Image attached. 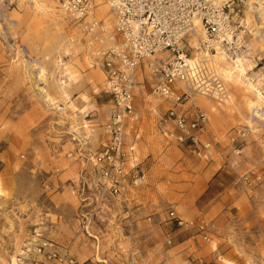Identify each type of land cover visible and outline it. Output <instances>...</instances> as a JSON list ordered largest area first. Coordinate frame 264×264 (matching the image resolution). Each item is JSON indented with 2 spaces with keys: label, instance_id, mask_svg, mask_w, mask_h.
Returning <instances> with one entry per match:
<instances>
[{
  "label": "rangeland",
  "instance_id": "rangeland-1",
  "mask_svg": "<svg viewBox=\"0 0 264 264\" xmlns=\"http://www.w3.org/2000/svg\"><path fill=\"white\" fill-rule=\"evenodd\" d=\"M99 3L96 14L110 27L109 6ZM263 16L261 7L245 9L239 63L213 57L224 98L192 93L189 104L208 117L201 138L211 145L200 155L160 133L159 116L171 104L152 93L156 57L141 61L133 93L144 183L127 199H98L76 188L104 139L108 96L95 58L111 38L89 45L55 0H0V264H264ZM160 138L172 147L158 156L151 147ZM152 154L158 160L148 173ZM218 165L220 185L198 197V216L180 214ZM145 186L149 205L138 199ZM216 192L220 201L235 200L220 226L202 217ZM241 195L253 208L238 218ZM172 210L182 225L169 218Z\"/></svg>",
  "mask_w": 264,
  "mask_h": 264
},
{
  "label": "built area",
  "instance_id": "built-area-1",
  "mask_svg": "<svg viewBox=\"0 0 264 264\" xmlns=\"http://www.w3.org/2000/svg\"><path fill=\"white\" fill-rule=\"evenodd\" d=\"M55 1L57 11L88 38L89 45L95 40L102 42L106 35L112 41L105 49L97 50L95 58L104 74V92L108 96L104 139L100 149L87 159L77 193L87 190L98 199H127L144 183L136 152L140 116L133 93L135 71L144 58L157 59L151 65L155 77L153 95L171 104L159 116L160 133L198 155L209 149L210 140L201 138L207 131L208 117L189 104L192 93L211 95L218 102L224 98L225 88L213 56L223 52L232 60L247 51L242 34L244 11L264 8V0ZM99 1L109 6L110 27L96 14ZM194 19L199 20L202 35L196 34ZM191 34L196 36L193 44L187 42ZM169 218L177 226L183 224L173 210ZM197 227L206 238L205 225ZM166 242L170 244L171 239Z\"/></svg>",
  "mask_w": 264,
  "mask_h": 264
},
{
  "label": "crops",
  "instance_id": "crops-1",
  "mask_svg": "<svg viewBox=\"0 0 264 264\" xmlns=\"http://www.w3.org/2000/svg\"><path fill=\"white\" fill-rule=\"evenodd\" d=\"M172 146H168L167 143L165 141H163V139H159L158 141V144L156 146H152L151 147V152H156L157 155L159 156V154H165L168 152V149L171 148ZM152 154V155H153ZM216 159L218 160V158L220 159L221 156L219 155H216ZM156 159L158 160V157L156 156H151L149 159L146 160V163H148V173H151V169L152 167L155 166V163H156ZM219 161V160H218ZM213 166L216 165V161L212 164ZM212 168V167H210ZM208 168L205 172V175H204V180H206V185L205 186H202V187H197V194H195L196 192H194V198L192 200H189V211L186 212L184 210L180 211V214L186 216V217H194L196 218V216H198V209H197V206H196V201L198 199V197H202L205 195V192H206V189L208 187H213L214 185H220L218 179H217V176H219V173H218V170L220 168V165L217 166V169H214L212 171V169ZM154 181L151 179V182ZM149 187H144L142 188V190L140 191V195L138 197V199L140 200V202H144L146 204V202L148 201L147 199V195L145 194V192H147V189ZM218 192V191H217ZM216 192V193H217ZM221 192L217 193V194H211V196L208 197V200L206 201L205 204H203V212H202V217L204 218H207L209 219L211 225L213 226H220L223 222V217H222V214H221V211L223 210H229V208L231 207V204L233 201L235 200H229L227 202H223V201H220V197H221ZM239 200H241V204H240V210H238L236 212V217H240V214H245L247 215L249 209L250 211L252 212V200L250 201L249 200V197L247 195H241ZM147 205L148 202H147ZM227 212H225L227 214ZM178 214V213H177ZM176 214V215H177ZM177 216L180 217V215L178 214ZM201 216V214H200ZM226 217V216H225ZM181 218V217H180ZM212 219V220H211ZM228 218H226L227 220ZM220 224V225H219ZM166 225L168 227H173L175 224L172 222V221H168L166 223ZM223 226V224H222ZM191 231V230H189ZM262 244H264V240H262ZM228 256V255H227ZM229 257V256H228Z\"/></svg>",
  "mask_w": 264,
  "mask_h": 264
},
{
  "label": "bare ground",
  "instance_id": "bare-ground-1",
  "mask_svg": "<svg viewBox=\"0 0 264 264\" xmlns=\"http://www.w3.org/2000/svg\"><path fill=\"white\" fill-rule=\"evenodd\" d=\"M257 8H259V6H258ZM261 9L264 10V8H261ZM251 11H252V10H251ZM263 17H264V16H263ZM247 24H248L247 20L244 19V23H243V25H247ZM194 25H195V27L197 28L196 34H198V35H202V30H201V28H200V22H199L198 19H194ZM198 32H199V33H198ZM215 55H216V56L219 55V59H221V60H223V59L228 60L227 57L225 56V54H224L223 52H217V54H215ZM215 55H214V56H215ZM246 55H247V53H246ZM214 56H213V57H214ZM216 56H215V57H216ZM244 56H245V55H244ZM244 56H243V55H242V56H237L235 59H232L231 61L234 62V63H239V62L241 61L240 58H243ZM221 60H220V61H221ZM226 62H227V61H226ZM234 68L237 69L238 71H241V73H242V69L239 68L238 66L235 65ZM227 72H229V71H227ZM229 73L231 74V72H229ZM231 76H232V74H231ZM245 79L247 80V78H245ZM61 83H64V81L61 80ZM262 97H263V96H262ZM260 98H261V96H260Z\"/></svg>",
  "mask_w": 264,
  "mask_h": 264
}]
</instances>
